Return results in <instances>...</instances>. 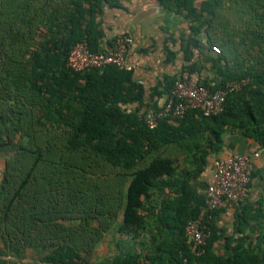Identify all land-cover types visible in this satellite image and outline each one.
<instances>
[{"label":"trees","instance_id":"1","mask_svg":"<svg viewBox=\"0 0 264 264\" xmlns=\"http://www.w3.org/2000/svg\"><path fill=\"white\" fill-rule=\"evenodd\" d=\"M157 1L219 50L199 64L197 41L182 42V73L200 74L210 63L214 78L197 82L212 92L248 80L221 113L192 110L150 129L147 112L177 77L148 96L131 72L66 68L78 42L105 50L99 17L116 0H0V264H264V234L254 247L237 242L218 255L221 234L211 220L200 257L185 237L204 205L190 180L221 150L224 134L239 130L264 147V0ZM174 152L199 156V167L178 172ZM239 205L245 220L253 205ZM111 232L113 252L93 261ZM26 250L38 260L24 262Z\"/></svg>","mask_w":264,"mask_h":264},{"label":"crops","instance_id":"2","mask_svg":"<svg viewBox=\"0 0 264 264\" xmlns=\"http://www.w3.org/2000/svg\"><path fill=\"white\" fill-rule=\"evenodd\" d=\"M203 1L205 0H194V7H199ZM116 3V7L108 4L102 7L99 17L103 32L101 43L106 48L118 35L126 34L132 38L133 44L128 52L127 62L132 68L133 82L141 86L146 95L154 93V90L161 91L167 78L188 76L194 81L214 78L210 63L203 64L200 74L182 73V68L187 63L180 46L188 39H195L198 46L191 47L192 62L200 64L207 57H215L207 44L206 35L201 33L194 36L189 31L190 20L163 9L157 0H116ZM169 53L174 54L172 61ZM164 97L165 93L160 99H155L156 104L160 105ZM145 101L150 102V99L146 96ZM222 144L218 154L206 159V165L200 164L199 156L192 158L186 153L174 152L171 157L176 161L178 172H193L199 164L200 168L204 167L202 172L190 180V186L200 196L205 194L215 158H226L233 154L250 158L254 175L243 204L253 205L251 214L248 213L244 220L238 215L240 205L228 204L212 218L214 228L221 234L213 252L230 255L237 242L254 247L260 235L264 234V147L245 138L241 131L235 129L224 134ZM261 247L264 250V244ZM134 249L140 251L138 245Z\"/></svg>","mask_w":264,"mask_h":264},{"label":"built area","instance_id":"3","mask_svg":"<svg viewBox=\"0 0 264 264\" xmlns=\"http://www.w3.org/2000/svg\"><path fill=\"white\" fill-rule=\"evenodd\" d=\"M133 41L129 35H118L104 51L92 53L86 42L76 43L68 53L66 68L81 73L88 70L102 71L107 67H115L121 71L131 72L127 55ZM212 52L219 54L215 47ZM247 79L227 82L222 88L211 91L208 87L194 81L188 76H179L165 95L158 109L148 111L145 122L148 128H156L166 120L177 124L188 111H198L204 117H210L224 110L226 99L247 85ZM252 165L245 155L233 154L226 158H215L212 171L204 194V205L198 218L188 222L185 227L188 250L194 257L204 253L211 232L209 223L214 212L225 208L228 204L243 203L251 183ZM186 264V260H183Z\"/></svg>","mask_w":264,"mask_h":264},{"label":"rangeland","instance_id":"4","mask_svg":"<svg viewBox=\"0 0 264 264\" xmlns=\"http://www.w3.org/2000/svg\"><path fill=\"white\" fill-rule=\"evenodd\" d=\"M2 166H3V159L0 156V179H1L2 169H3ZM113 236L114 235L112 232L105 236L104 240L98 246V248L96 249V251L93 254V257H92L93 261L102 260V259H105L111 255V253L114 250ZM38 258H39V253H35V252L30 251V250H26L25 255L23 257V260L26 263H33V262L37 261Z\"/></svg>","mask_w":264,"mask_h":264}]
</instances>
